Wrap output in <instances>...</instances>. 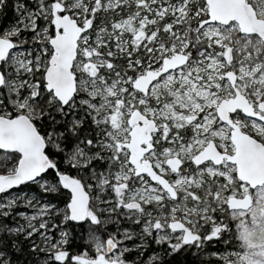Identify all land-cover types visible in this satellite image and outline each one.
Returning <instances> with one entry per match:
<instances>
[{
    "label": "snow or ice",
    "instance_id": "1",
    "mask_svg": "<svg viewBox=\"0 0 264 264\" xmlns=\"http://www.w3.org/2000/svg\"><path fill=\"white\" fill-rule=\"evenodd\" d=\"M9 8L0 264H264V0Z\"/></svg>",
    "mask_w": 264,
    "mask_h": 264
},
{
    "label": "trees",
    "instance_id": "2",
    "mask_svg": "<svg viewBox=\"0 0 264 264\" xmlns=\"http://www.w3.org/2000/svg\"><path fill=\"white\" fill-rule=\"evenodd\" d=\"M15 19V16H14V13L12 12V10L9 8L6 12V15L4 16L3 18V21H0V22H3L5 24L13 21Z\"/></svg>",
    "mask_w": 264,
    "mask_h": 264
},
{
    "label": "rangeland",
    "instance_id": "3",
    "mask_svg": "<svg viewBox=\"0 0 264 264\" xmlns=\"http://www.w3.org/2000/svg\"><path fill=\"white\" fill-rule=\"evenodd\" d=\"M62 206V205H61Z\"/></svg>",
    "mask_w": 264,
    "mask_h": 264
}]
</instances>
